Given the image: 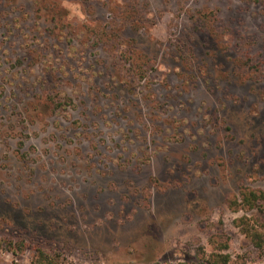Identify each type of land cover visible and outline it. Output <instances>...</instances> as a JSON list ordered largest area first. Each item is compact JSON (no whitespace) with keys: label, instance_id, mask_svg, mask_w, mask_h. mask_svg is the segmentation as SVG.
Segmentation results:
<instances>
[{"label":"rangeland","instance_id":"rangeland-1","mask_svg":"<svg viewBox=\"0 0 264 264\" xmlns=\"http://www.w3.org/2000/svg\"><path fill=\"white\" fill-rule=\"evenodd\" d=\"M196 9L245 50L192 33ZM242 188L264 193V8L0 0V264H29L20 240L64 264H264L237 226L258 214L230 205Z\"/></svg>","mask_w":264,"mask_h":264},{"label":"trees","instance_id":"trees-1","mask_svg":"<svg viewBox=\"0 0 264 264\" xmlns=\"http://www.w3.org/2000/svg\"><path fill=\"white\" fill-rule=\"evenodd\" d=\"M254 5H258L261 8H264V0H252ZM187 21L190 23L189 27L192 33H205V35L210 37L227 36L229 38L228 44L225 47H228L226 52L231 50H236L237 52L244 51L246 45V35L241 32H236L235 27L232 24L223 19L216 17L215 13L212 11L203 12L202 9L196 10H187L185 12ZM219 20L222 24L221 28H216L213 25V22ZM226 30V31H224ZM226 33L227 35H225ZM95 39L101 40L103 33L100 32L96 34ZM215 39V38H214ZM231 42V44H230ZM226 44V43H225ZM255 42H252L250 45L253 46ZM134 41L129 40L126 50L123 51V54L131 57L134 53ZM136 59L132 65H138L139 67L135 70V77L143 79L145 74L148 73L150 66L149 63L151 59L145 55L138 53ZM148 66V67H147ZM153 69V68H152ZM231 206H235L236 209L242 210L245 214L250 212H255L258 215L243 216L238 220L237 226L240 227L241 233L249 241L251 247L258 252L263 254L264 252V224L260 222L261 216L264 215V193L258 192L256 190H249L248 188H242L239 191V194L236 200L230 201ZM9 246L12 247V254L15 255L16 251H24L26 249H32L33 255L30 259L29 264H64L65 261L61 258V254L57 250H48L44 246H29L25 244L23 240H20L15 243H9ZM228 262L227 257H222V264ZM9 264H22L18 261L12 260Z\"/></svg>","mask_w":264,"mask_h":264}]
</instances>
